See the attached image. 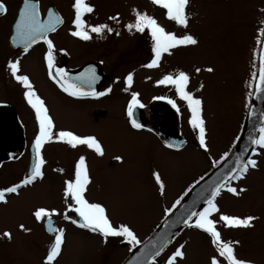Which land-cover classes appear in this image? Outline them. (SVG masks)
Wrapping results in <instances>:
<instances>
[{"label":"rangeland","instance_id":"1","mask_svg":"<svg viewBox=\"0 0 264 264\" xmlns=\"http://www.w3.org/2000/svg\"><path fill=\"white\" fill-rule=\"evenodd\" d=\"M92 2L95 11L92 17L102 24H105L103 20L107 21L115 29V36L108 33L109 41L112 40L114 45L109 46L104 54L116 59L117 75L121 76L111 98L115 101L112 104L115 111L106 116L108 119L114 117L118 124L105 127L104 135L88 134L102 144V156L93 149L83 150L78 155L89 162V177L92 178L88 188L89 200L106 209L114 227H129L141 243L173 210L176 201L184 198L216 162L230 154L238 142L247 111V84L253 52L259 48L263 35L264 0H189L187 28L170 21L166 9L153 4L152 0ZM136 12L155 18L161 27L178 37L192 35L198 44L172 49L171 55L163 54L158 67L151 68L150 73L144 72V65L151 62L154 54L147 30L145 33L129 32L126 27L135 22ZM208 68L213 71H207ZM181 71L190 77L187 90L202 100L207 150L200 147L198 130L189 123L191 113L186 101L179 98L173 86L158 84L164 76H176ZM129 74L133 76L130 87L126 84ZM144 77H150V85L143 81ZM161 90L170 92L168 96L175 99L181 111V132L189 142L181 152L166 150L156 138L133 132L123 121L132 93H137L138 98L148 104L162 93ZM52 103L57 123L63 129L78 134L87 130L81 127L85 117L81 110L73 111L75 109L67 106L65 98L58 94ZM93 109L90 107L89 111ZM104 109L110 110L105 101ZM89 111L88 116H92ZM257 159V167L251 169L245 179L231 184L238 191L241 188L245 191L233 195L223 190L215 201L219 211L213 213L211 219L216 221L222 240L239 242L234 245L237 258L252 264H264V149L260 150ZM154 173L160 175L163 192ZM64 184L63 178L54 173L39 193L38 189L31 193L28 202L19 196L18 199L9 198L3 204L0 264H45L46 255L35 247L36 241L43 239L42 228L31 212L37 207L49 206L56 213H63ZM221 215L252 216L255 219L250 228H228L220 220ZM63 228L65 242L59 259L53 264H113L112 260L119 258L121 262L130 251L124 245L128 243L127 239L117 237V246L99 252L103 239L88 235L68 222H64ZM5 232L11 234V239L3 235ZM181 245L185 255L182 260L177 259V264H211L214 257L219 264H227L219 256L211 237L194 227L186 229L156 264H167L169 257Z\"/></svg>","mask_w":264,"mask_h":264},{"label":"flooded vegetation","instance_id":"2","mask_svg":"<svg viewBox=\"0 0 264 264\" xmlns=\"http://www.w3.org/2000/svg\"><path fill=\"white\" fill-rule=\"evenodd\" d=\"M3 2L7 6V14H0V190L20 184L30 173L32 164L35 161L33 145L35 137L39 133V124L36 120L35 111L25 99L24 93L26 89L12 76L8 68L10 62L19 60L20 70L18 75L28 76L34 91L44 101L48 109V114L54 123V137L60 131H69L63 129L57 123L52 103L56 94L60 95L62 98L64 97L67 106H72L75 109L73 111L81 110L80 112L85 115V117H83L84 119H82L81 127L87 128V130L81 131L80 134L71 131L74 134L81 137H87L90 134L100 136L104 135L103 130L105 127L110 125L116 126L118 120L114 119V117L108 119L106 116L107 113L110 115L111 112L113 113L115 111V106L112 105L115 101L111 98L118 88L121 78V76L117 75L119 67L116 59L112 58L111 55L104 54L109 46L114 45L111 43L112 40L109 41V32L105 31L102 36L90 33L92 38L88 41L80 40L71 35V32L75 30L73 25L75 18V10L73 8L74 0H32L33 3L39 6L38 11L42 21L47 20L50 10L63 19V23L57 27L56 31L48 34V38L51 39L54 44L53 54L55 66L65 69L72 77L81 74L90 66L96 70V74L99 77V80L94 85L95 90L97 92H107L108 89H111V92L99 98H76L69 96L60 88L59 84L49 76L46 61L48 49L47 45L42 40L33 44L27 52L23 51L22 45H13L11 42L12 37L15 35V25L19 20V13L23 10L24 0H3ZM86 3L94 9L92 0H86ZM94 12L95 11L87 13L83 17L86 24L89 26L102 24L99 22L100 20L92 17ZM103 21L111 28V25L108 24L107 21ZM112 29L113 31L110 34L111 36H115V29ZM148 35L150 36V32ZM116 36H118L117 32ZM147 63H150V61H147L146 64ZM143 71L150 73L151 68L145 67ZM128 73L129 72H126V74ZM100 76L103 77V84L101 86ZM143 81L149 84L150 77H144ZM161 92L159 96L153 98L148 104H144L142 100L139 99L140 103L144 105L142 129L137 130L132 128L127 114L123 121L126 123L125 126H128L133 132H142L143 134H147V136L156 138L166 150L181 152L182 150H174L167 147L161 140V134H167V132L172 130L183 135L181 132V111L179 106L174 101L175 99L168 96L170 92L166 90H161ZM157 97H163L164 99H156ZM169 99L176 103L177 108H173L172 105L167 102ZM104 101L110 106V110L104 109ZM158 103H160V105L156 106ZM90 107L94 109L89 111ZM177 109H179V111H177ZM88 111L92 112V116H88ZM124 122L122 123L125 124ZM95 129L98 130V133ZM88 149L86 145H78L76 148H72L66 143L55 139L52 142L46 143L42 149V155L45 160L42 168L44 173L43 178H38L32 184L21 187L18 190V194H6V201H8L9 198L18 199L19 196H23L22 198H25L28 202L31 193L37 191V189L39 193L54 173H58L63 178L64 183L73 180L75 165L80 158L78 153L83 150L88 151ZM85 161L89 175V162L87 158H85ZM109 166L113 167L110 163ZM91 183L92 178L87 185L84 195L90 203H94L93 201L91 202L88 197V193H90L88 192V188ZM6 203L0 202V215L3 214V204ZM72 204L73 202L70 198L66 201L64 197L63 213H56L55 210H52L49 206H43L41 208L49 212H54L51 216V220L57 229L63 230L64 222H68L73 227L86 232L88 235L103 239L104 242H102L98 248L99 252L102 249H107L108 251L109 247L114 248V245L117 246V237L105 238L99 232H92L89 229L79 227L78 225L82 223V220H80L76 213L70 210ZM38 209L40 208L37 207L34 209L31 215H34L35 211ZM65 214H67L69 219H65ZM73 220L77 221V223H73ZM38 223L42 228L41 231L43 234L41 235L43 239L41 241H36L35 247L37 251L43 252L47 257L54 243L55 234L48 231L47 218H43L38 221ZM32 228L36 230L35 227ZM64 236L63 244L65 242ZM124 245L129 247V255L137 244L133 246L129 243H125ZM127 256L121 262L119 258H115L112 262L113 264H122ZM59 257L60 255L55 261L59 259ZM154 264H156V261Z\"/></svg>","mask_w":264,"mask_h":264},{"label":"snow or ice","instance_id":"3","mask_svg":"<svg viewBox=\"0 0 264 264\" xmlns=\"http://www.w3.org/2000/svg\"><path fill=\"white\" fill-rule=\"evenodd\" d=\"M152 3L166 9V16L170 21H174L177 25L187 28L189 18L186 14V7L189 4V0H152ZM38 4L33 3L32 0H24L23 10L19 13V20L15 25V35L12 37V44L23 47V51L27 52L33 44L42 40L47 45V67L49 70V76L55 80L60 88L69 96L76 98L93 97L99 98L105 96L111 92L108 89L107 92H97L94 85L99 80L96 70L94 68H88L76 77H72L63 68H57L54 64V44L51 39L48 38L50 32L56 31L57 27L63 23V19L53 11H49L46 21H42ZM73 8L75 10V18L73 25L75 30L71 32L73 37H77L80 40L88 41L92 37L90 33H95L98 36L107 31L111 33L113 31L106 24H100L97 26H89L83 19L84 15L94 11L93 7L86 3V0H74ZM0 14H7V6L0 0ZM135 22L126 25L129 32L135 30L138 33H145L147 30L150 32L152 41L151 51L154 54L150 63L144 65L147 68H155L159 66L163 54L168 53L171 55V50L179 46H195L198 44L196 38L192 35H183L178 37L175 33L166 31L161 27L155 18L147 15L146 13H135ZM110 19H117L111 17ZM264 33V29H261ZM118 34V33H117ZM264 49V46H262ZM8 68L13 77L26 89L24 95L27 103L35 111L36 120L39 124V133L35 137L34 152L35 161L32 164L30 173L20 183L12 187H8L4 190H0V202L6 203V194L14 193L18 194V190L23 187L32 184L35 180L43 178V165L45 160L42 155V149L48 142H52L54 139L60 142H64L72 148H76L78 145H86L89 149H93L97 155H103V148L100 142L94 136L81 137L74 134L71 131H60L56 136L53 135L54 123L52 118L48 114V109L45 106L44 101L36 94L33 85L31 84L29 77L26 75H18L20 70L19 60L10 62ZM197 72L200 69H196ZM207 71L212 72V68H208ZM253 80L257 79V72L252 73ZM190 77L187 73L181 71L176 76L166 75L158 84L171 85L175 88V91L179 98L186 101L187 107L191 113L189 120L190 125L194 130H198L199 145L201 148L207 150L205 135V121L202 117V100L194 97L188 90V84ZM133 82L132 74L126 77V84L130 87ZM257 93H264V50L261 51L259 58V70H258V83L255 86ZM156 99H164L163 97H157ZM173 108H177L176 103L169 99L167 101ZM144 105L140 103L137 93H132V99L127 107V116L129 117L132 128L142 129L143 125L139 123L135 118V109L143 108ZM179 111V109H177ZM259 137L251 138V144L264 149V122L259 127ZM172 147V145H168ZM117 159H121L117 157ZM257 167V161L255 159L245 160L243 157H238L236 165L233 169L229 170L227 174L218 178L217 182L210 186L209 194L203 197L204 204L206 205L202 211H197L195 208L190 209L186 218L182 222L190 228H197L203 230L211 237V242L215 246L220 257H223L227 264H252L251 261L237 258L235 254L234 245L238 244V241L225 242L221 238V233L216 228V221L211 219L213 213L219 211L216 204V198L220 196L221 191L226 189L227 192L233 195H239L240 192L245 191L241 188L239 191L236 187L231 186L230 181L239 180L243 178L249 169H255ZM156 183L159 185L161 192H163L164 184L160 178L159 173H154ZM90 183L88 170L86 166L85 157L81 156L75 165L74 179L65 182L64 197L67 201L69 198L73 202L71 211L76 213L82 223H79V227L86 228L92 232H99L103 237H123L127 239L130 245L139 244V240L135 236L134 232L127 226L121 225L119 228L114 227L110 222L106 209L99 203H90L85 198V192L87 185ZM180 201L177 200L176 204ZM54 212H49L44 208H40L35 211L34 216L37 221L47 218V228L50 233L55 234V240L52 244L50 251L47 254L45 264H53L55 259L61 254L63 245L64 232L62 229H57L51 216ZM65 219H69L65 214ZM255 217L248 216L246 218L233 217L228 215H221L220 220L223 221L224 226L228 228H250L253 226V220ZM73 223L77 221L73 220ZM23 229V225L20 226ZM8 239H11V234L5 232L3 234ZM168 240L156 247L155 251L146 252L144 259H155L163 251L165 244ZM155 247V246H154ZM180 248H177L175 252L167 260V264H177V259L184 258V252ZM211 264H219L218 260L214 257Z\"/></svg>","mask_w":264,"mask_h":264},{"label":"water","instance_id":"4","mask_svg":"<svg viewBox=\"0 0 264 264\" xmlns=\"http://www.w3.org/2000/svg\"><path fill=\"white\" fill-rule=\"evenodd\" d=\"M262 46H264V36L258 56L257 79L254 82V90L246 115L243 133L236 149L222 165L192 188L180 205L161 223L146 241L132 251L123 264H152L154 260L159 257L173 240L187 227L182 220L186 218L188 211L193 208L197 211H202L206 206L203 197L209 194L210 186L214 185L218 178L224 176L229 170L235 167L238 157H243L245 160L250 157L255 148V145L251 144L250 137H259V127L261 126V123L264 122V93H257L255 90V86L258 83L259 58L261 51L264 50L262 49ZM88 68L91 67L89 66ZM102 82L103 77L100 76V86L103 84ZM159 105L160 103L156 104V106ZM134 118L142 124L143 112L141 108L135 109ZM161 140L167 147H169L168 145H172V147L169 148L176 150H180L186 145V140L179 136L175 130L167 132V134H161ZM165 240L170 242L165 244L163 251L160 252L159 256H156L154 260L151 258L144 259V254L146 252L155 251L156 247H159V245Z\"/></svg>","mask_w":264,"mask_h":264},{"label":"trees","instance_id":"5","mask_svg":"<svg viewBox=\"0 0 264 264\" xmlns=\"http://www.w3.org/2000/svg\"><path fill=\"white\" fill-rule=\"evenodd\" d=\"M257 55H258V49L256 50V52L254 53L253 55V62H252V68L250 70V87H249V92L251 94V91H252V86H253V78H252V73L255 71L256 72V64H257Z\"/></svg>","mask_w":264,"mask_h":264}]
</instances>
